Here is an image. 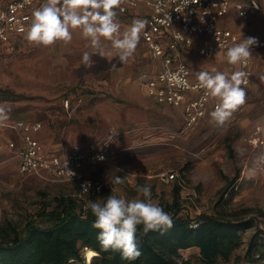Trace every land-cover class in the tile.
<instances>
[{"label":"rangeland","instance_id":"obj_1","mask_svg":"<svg viewBox=\"0 0 264 264\" xmlns=\"http://www.w3.org/2000/svg\"><path fill=\"white\" fill-rule=\"evenodd\" d=\"M4 1L0 0V7ZM117 18L124 26L122 31L135 19ZM72 35L67 45L36 46L24 39L0 46V106L10 110L6 121L41 122L44 130L39 138L47 148L110 141L112 160L84 170L88 178L103 186L96 200L110 194L135 198L136 185L150 184L153 201L170 204L176 183L165 182L162 175L176 172L184 181L180 191L182 215L191 219L202 214L230 218L250 210L246 217L255 218V225L264 231V52L263 57L252 60L249 83L241 85L246 102L230 120L216 126L211 122L212 110H208L205 118L183 133L182 108L158 106L140 87L139 74L149 69L143 53L140 59L129 58L124 64L93 55V66L86 68L82 55L91 49L79 29L72 30ZM188 63L195 80L202 70L242 71L241 65H229L226 57L212 60L194 56ZM67 99L68 110L63 105ZM2 134L0 140L4 142L16 139L19 133L7 129ZM131 173L135 174L128 175ZM237 173L240 178L235 195L222 198V189ZM126 175L123 184L112 182ZM40 191L51 197L77 195L78 187L21 176L12 156L0 154V228L12 224L22 230L29 221L45 226L36 217ZM255 231L243 235L244 243L230 262L218 260L214 264H236ZM181 255L192 264H204L198 249L182 251Z\"/></svg>","mask_w":264,"mask_h":264},{"label":"built area","instance_id":"obj_2","mask_svg":"<svg viewBox=\"0 0 264 264\" xmlns=\"http://www.w3.org/2000/svg\"><path fill=\"white\" fill-rule=\"evenodd\" d=\"M44 0H7L0 8V46H7L24 39L31 15ZM144 3L150 9L148 25L142 34V40L153 60L159 66L155 76L142 74L139 82L147 89L148 96L157 104L182 108L184 127L182 132L194 128L206 117L209 107L214 110L217 100L206 97L198 83H192V72L184 59L186 51L197 48L199 55L213 59L243 38H248L247 30L238 32L224 27L223 20L232 12L238 19L248 21L254 15L263 12L261 0H122L116 11L125 16L129 10ZM170 17V21L168 19ZM252 55L242 71L247 73L244 83H249L251 62L264 50V41L251 49ZM66 108L70 106L67 100ZM0 129H9L20 134L21 145L14 141L0 143V153L11 152L16 160L18 173L24 177L37 178L48 183H74L78 187L79 198L93 193L102 194L103 186L88 178L84 170L94 164H106L114 157L110 141L88 146L73 145L63 156L44 153L43 146L35 135L43 129L41 122L25 120L0 122ZM104 157L103 160L98 157ZM74 173V175L72 174ZM165 182H175L180 188L184 181L178 173L164 174ZM90 182L89 192L82 191V185Z\"/></svg>","mask_w":264,"mask_h":264},{"label":"clouds","instance_id":"obj_3","mask_svg":"<svg viewBox=\"0 0 264 264\" xmlns=\"http://www.w3.org/2000/svg\"><path fill=\"white\" fill-rule=\"evenodd\" d=\"M121 4L122 0H44L33 10L24 39L36 46L48 47L57 42L67 45L73 39L72 30L79 29L87 41L86 47L91 49V53L85 51L82 55V64L86 68L93 66V55L127 63L135 54L149 22L134 19L122 31L116 11ZM168 19L170 21V17ZM257 44L255 37L243 38L225 52L227 63L231 66L247 63L252 55L250 49ZM246 76L244 71H218L215 68L196 73L198 86L204 90L205 96L217 100L210 113L211 122L216 126H224L235 110L246 102V91L241 87ZM9 111L0 106V122L9 118ZM126 178L127 175L117 176L112 182L123 184ZM90 186V182H86L81 192H89ZM135 191L138 193L135 198L110 194L103 200H89L85 205V211L90 210L95 218L91 227L98 230L96 239L101 249L119 252L125 261H135L142 255L137 241L138 226H142L144 235L149 232L163 234L174 227L172 216L153 201L150 184L136 185ZM68 264H74V258H69Z\"/></svg>","mask_w":264,"mask_h":264},{"label":"trees","instance_id":"obj_4","mask_svg":"<svg viewBox=\"0 0 264 264\" xmlns=\"http://www.w3.org/2000/svg\"><path fill=\"white\" fill-rule=\"evenodd\" d=\"M239 178L237 173L227 181L221 191L222 198L235 195ZM180 191L176 184L172 203H159L172 216L173 228L163 234L144 235L142 226H138L137 241L142 255L135 261L122 260L119 252L101 249L96 239L98 230L91 227L95 218L90 210L85 211L87 201L96 200L93 193L84 198L75 194L51 197L40 191L36 217L46 225L29 221L22 230L12 224L0 228V264H68L69 258H74V264H88L86 249L99 254L89 264H192L191 259L181 255L190 249L199 250L204 264L218 260L230 262L244 243L243 235L254 228L256 231L250 237L246 252L236 258V264L264 263V231L255 225V218L246 217L250 210L230 218L202 214L191 219L182 215Z\"/></svg>","mask_w":264,"mask_h":264},{"label":"crops","instance_id":"obj_5","mask_svg":"<svg viewBox=\"0 0 264 264\" xmlns=\"http://www.w3.org/2000/svg\"><path fill=\"white\" fill-rule=\"evenodd\" d=\"M6 1L7 0L4 1L3 5L0 8H2L5 5ZM261 4H262V6L264 8V0H261ZM117 15L118 16H121L123 18L130 17V18H135V19H146L148 21V18H149V15H150V9L147 8L144 3H140L138 8L129 10V12H128L127 15L122 16L118 12H117ZM255 22H257V24H256L257 28H255ZM222 25L224 27L230 28V29H232V30H234L236 32H238L240 30H247L249 37H255V38H257L258 41L259 40H263L264 41V39H263V36H264V10H263V12H260V13H258L256 15H254L248 21H242V20L238 19V17L236 16V14L234 12H232L228 17H226L223 20ZM121 26L124 27L122 24H121ZM145 30H146V28L143 30V32ZM255 30H256V32H258L257 30H260V31H259V33H256ZM143 32H142V34H143ZM255 33L256 34H259V36L255 35ZM142 34H141V39H140L139 44L137 46L136 52H135V54L130 59H138V58L140 59L141 58L140 53H143L144 55L142 57L144 58V60H147L149 62V66H148L149 69L146 70V71L141 72L139 74V77L142 74H148L149 76H155L159 72V66L156 63V61L152 59L149 50L146 48V46H145V44H144V42L142 40ZM22 40H24V39H21V40H19L17 42H20ZM17 42H15V43H17ZM262 52H264V50L260 51L256 56L263 57ZM194 56L197 57L198 59L202 58L199 55L197 48H193V49H190V50H188V51L185 52L184 59H185V61L187 62L188 65H189V63H188L189 57H194ZM256 56H254V58H256ZM223 57H225V53L218 54L212 60H214V59L215 60H220ZM189 67L191 69V66L190 65H189ZM191 72H192V76H191L192 83H198V81L194 79V74H193L192 69H191ZM139 77H138V81H139ZM139 85L144 90L147 98H149L151 100V102H153L154 104H156L158 106H162V105L157 104L152 98H150L148 96L147 89L141 83H139ZM67 100H65V101H67ZM68 101L70 102V100H68ZM64 102H63V105H64ZM64 108H66L65 105H64ZM69 108H70V106L68 108H66V109L68 110ZM208 110H212V108L209 107ZM17 120H21V119H17ZM183 127H184V123H183ZM6 130L7 129H0V134L6 132ZM43 130H44V126H43V129L39 133H37L35 135V138L41 143V145L43 146V149H44V153L46 155H48V156H51V155L63 156V155H65L70 150V148L73 145L88 146V145H92V144L99 143V142H85V143L77 142V143L72 144L68 149H64L62 147H60V148H47L45 146V144L39 138V135L43 132ZM10 131H12V130H10ZM13 132H15V131H13ZM3 137L4 136H2L0 138H3ZM9 141L16 142V144L18 146L21 145L20 135L19 134H18V137L16 139H5L4 142H2L0 140V143L6 144ZM0 154L1 155H9V156L11 155L12 156V153L11 152H8V151H5L4 153H0Z\"/></svg>","mask_w":264,"mask_h":264},{"label":"bare ground","instance_id":"obj_6","mask_svg":"<svg viewBox=\"0 0 264 264\" xmlns=\"http://www.w3.org/2000/svg\"><path fill=\"white\" fill-rule=\"evenodd\" d=\"M93 253L95 252L92 250L85 251L86 260L88 259L89 261H91L92 258L95 256Z\"/></svg>","mask_w":264,"mask_h":264},{"label":"water","instance_id":"obj_7","mask_svg":"<svg viewBox=\"0 0 264 264\" xmlns=\"http://www.w3.org/2000/svg\"><path fill=\"white\" fill-rule=\"evenodd\" d=\"M86 251H87V249H86ZM86 257V256H85ZM91 261H89L88 259H87V263L89 264Z\"/></svg>","mask_w":264,"mask_h":264}]
</instances>
